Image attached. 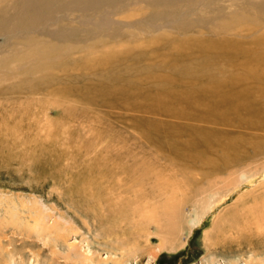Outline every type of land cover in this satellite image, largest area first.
<instances>
[{"label":"rangeland","instance_id":"rangeland-1","mask_svg":"<svg viewBox=\"0 0 264 264\" xmlns=\"http://www.w3.org/2000/svg\"><path fill=\"white\" fill-rule=\"evenodd\" d=\"M183 1L184 25L146 31L149 9L126 6L112 40L0 79V264H264V151L212 173L219 147L191 156L176 135L264 145V127L194 117L216 88L264 104V0Z\"/></svg>","mask_w":264,"mask_h":264},{"label":"bare ground","instance_id":"bare-ground-1","mask_svg":"<svg viewBox=\"0 0 264 264\" xmlns=\"http://www.w3.org/2000/svg\"><path fill=\"white\" fill-rule=\"evenodd\" d=\"M189 3L190 1L183 0H0V11H11L9 15L7 12L3 14V20L0 17V37L3 40L0 41V79L13 78V73L23 69L24 65L30 64L31 61H34L32 69L45 68L54 54L66 53L82 42L87 44L112 40L119 34V26L114 25L115 28H112L110 15L113 12L116 14L119 9H126V6L139 4L149 9V15L143 17L141 23L146 26V31H152L150 26L157 19L179 25L186 24L179 16V11ZM95 14L97 19H93ZM131 16L123 15L122 19H129ZM38 35L42 37L41 40L37 38ZM143 79L139 78L135 84L141 83ZM135 84L133 89H137ZM92 89L94 94L106 92V89L93 86ZM164 91H168L165 86ZM258 92L248 88L236 91L225 87L216 88L214 99L207 104L208 109L199 112L194 110V117L209 124H245L249 128L261 129L264 127V104L254 105L252 96ZM192 126H179L176 130V135L186 133L190 137V143L183 148V152L195 156L202 151L200 147L217 145L220 149V159L218 165L210 167L212 173L228 169L226 166L243 158L250 149L253 152L264 151V145L261 144L246 146L250 140L242 139V136L228 134L225 135L228 138L225 137L223 141L216 135H224L223 133L208 131L206 127L202 128L203 126ZM210 132L213 134L212 140L206 137ZM221 142L223 144L220 147ZM174 148L178 149V152L182 149L179 146ZM152 210L144 215V219L158 223L153 215L158 207H153ZM253 210L255 214L256 211L260 213L264 206L261 204ZM165 217L171 218V214L168 213ZM162 228L161 231L172 230L171 224H164Z\"/></svg>","mask_w":264,"mask_h":264}]
</instances>
